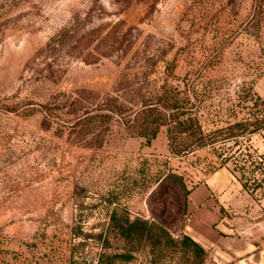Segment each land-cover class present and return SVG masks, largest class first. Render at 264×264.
<instances>
[{
    "label": "rangeland",
    "instance_id": "obj_1",
    "mask_svg": "<svg viewBox=\"0 0 264 264\" xmlns=\"http://www.w3.org/2000/svg\"><path fill=\"white\" fill-rule=\"evenodd\" d=\"M165 97L206 133L260 117L264 0H0V264H97L124 247L113 214L179 242L190 194L219 178L213 229L262 264L264 130L173 156L162 116L132 112ZM160 243L110 264L188 261ZM224 250L204 264H253Z\"/></svg>",
    "mask_w": 264,
    "mask_h": 264
},
{
    "label": "trees",
    "instance_id": "obj_2",
    "mask_svg": "<svg viewBox=\"0 0 264 264\" xmlns=\"http://www.w3.org/2000/svg\"><path fill=\"white\" fill-rule=\"evenodd\" d=\"M194 108L195 105L193 104L186 106L180 104L177 98L165 97L163 100L162 98L158 99L157 102L142 101L137 105V110L132 112L135 113V117L145 114L155 116V121L158 114L162 116L163 126L166 127L167 132L168 150L173 156H183L198 149L213 147L218 142V138L220 142L226 143L239 137H251L264 130L263 109L260 117L253 116L251 119L236 122L224 128L206 133L199 124L197 114L193 112ZM112 112L115 113V111ZM155 135L156 129L152 131L151 139H154ZM174 178H176L174 175H170L168 178H164L161 184L163 185L165 181ZM108 229L115 233L124 247L121 253L116 255L110 256L103 253L97 264H110L115 258L130 262L135 258L137 252L136 246L141 241L149 242L154 239L159 245L161 244L160 241L164 238H167L175 248L179 246L185 252L188 258L185 264H204L206 261V251L202 246L187 235H183L179 242H175L165 231L163 225L157 222L143 221L140 219L131 220L128 217L116 219V214H113L110 218ZM151 246H153V243ZM102 248L105 249V245ZM156 250L158 251V257H161L163 249L159 246ZM192 259L193 263L189 261Z\"/></svg>",
    "mask_w": 264,
    "mask_h": 264
},
{
    "label": "crops",
    "instance_id": "obj_3",
    "mask_svg": "<svg viewBox=\"0 0 264 264\" xmlns=\"http://www.w3.org/2000/svg\"><path fill=\"white\" fill-rule=\"evenodd\" d=\"M210 180L211 183H209L208 179L190 194L191 205L195 208L191 211L193 216L186 224V235L206 250L210 244L222 243L225 253L237 258L248 257L249 263L256 264L255 256L257 253H255V246L248 239H225L220 236L221 230L218 232L214 231L213 227H216V224L220 221L219 213L215 206V199L221 196L220 191L222 188L219 185L220 178L216 182L212 179ZM259 253L261 254L262 264H264V251Z\"/></svg>",
    "mask_w": 264,
    "mask_h": 264
}]
</instances>
